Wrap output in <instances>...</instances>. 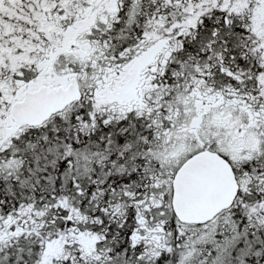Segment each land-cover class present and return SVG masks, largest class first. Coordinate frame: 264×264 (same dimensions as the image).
Segmentation results:
<instances>
[{
  "label": "snow or ice",
  "instance_id": "obj_1",
  "mask_svg": "<svg viewBox=\"0 0 264 264\" xmlns=\"http://www.w3.org/2000/svg\"><path fill=\"white\" fill-rule=\"evenodd\" d=\"M0 264H264V0H0Z\"/></svg>",
  "mask_w": 264,
  "mask_h": 264
}]
</instances>
